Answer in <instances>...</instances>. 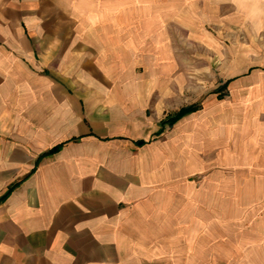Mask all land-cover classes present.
Here are the masks:
<instances>
[{
  "label": "crops",
  "instance_id": "0c3cea01",
  "mask_svg": "<svg viewBox=\"0 0 264 264\" xmlns=\"http://www.w3.org/2000/svg\"><path fill=\"white\" fill-rule=\"evenodd\" d=\"M123 1L96 0L91 11L112 12L121 30V12L136 11ZM198 1L187 11L199 22L226 5L241 19L251 11L243 0L235 9L233 0ZM87 4L0 0V196L19 181L0 200V264H168L169 247L146 242L152 213L167 203L168 188L197 183L202 171L199 116L171 127L148 90L108 81L94 63L105 56L103 37L73 34L103 25H80L73 13ZM243 147L259 148L251 137ZM176 248L180 264H216L213 254L201 259L194 239ZM243 251L241 264H264V234Z\"/></svg>",
  "mask_w": 264,
  "mask_h": 264
},
{
  "label": "rangeland",
  "instance_id": "374dc122",
  "mask_svg": "<svg viewBox=\"0 0 264 264\" xmlns=\"http://www.w3.org/2000/svg\"><path fill=\"white\" fill-rule=\"evenodd\" d=\"M192 1L199 3L124 0L136 11L121 12L120 30L112 12L94 14L96 0H88L89 8L82 5L74 16L80 25L97 20L103 25L74 28L73 34L103 37L105 56L94 63L108 81L148 90L162 123L172 127L179 118L172 124L169 119L180 108L196 106L184 115L195 112L200 119L202 171L194 175L197 183L168 188L167 203L152 213L146 242L168 246V264L181 263L173 249L192 239L201 259L213 254L216 264H241L243 249L264 234V0H243L251 10L243 19L226 5L205 22L187 11ZM150 3L151 13L145 11ZM240 3L233 0V9ZM104 4L112 7V0ZM114 36L121 44H112ZM248 85L254 87L250 92ZM248 137L257 150L243 147ZM178 228L200 233L176 235Z\"/></svg>",
  "mask_w": 264,
  "mask_h": 264
},
{
  "label": "trees",
  "instance_id": "16d2710c",
  "mask_svg": "<svg viewBox=\"0 0 264 264\" xmlns=\"http://www.w3.org/2000/svg\"><path fill=\"white\" fill-rule=\"evenodd\" d=\"M196 106H193V105H190V106H187V107H183V108H180L177 113L171 118L169 119V122L170 124H172L174 121H176L178 118H180L182 115H184L186 112H189V111H192V110H195ZM139 143L142 142V141H138ZM58 148V146H55V147H52L48 152H53L55 151L56 149ZM19 181H16L14 183H11L6 192L0 196V200H2L3 198H5L9 193L10 191L18 184Z\"/></svg>",
  "mask_w": 264,
  "mask_h": 264
}]
</instances>
